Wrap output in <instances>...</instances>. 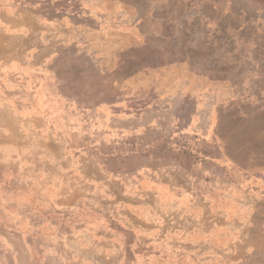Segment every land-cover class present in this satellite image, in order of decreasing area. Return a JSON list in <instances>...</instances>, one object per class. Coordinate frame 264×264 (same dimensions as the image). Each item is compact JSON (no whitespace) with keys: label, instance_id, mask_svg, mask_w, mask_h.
<instances>
[{"label":"rangeland","instance_id":"rangeland-1","mask_svg":"<svg viewBox=\"0 0 264 264\" xmlns=\"http://www.w3.org/2000/svg\"><path fill=\"white\" fill-rule=\"evenodd\" d=\"M15 1L69 19L118 3L142 34L105 75L76 34L25 19L0 35V264H50L39 239L64 264H93L75 239L88 236L165 254L173 227L206 240L192 264H264V0ZM24 61L42 74L43 116L37 88L10 74Z\"/></svg>","mask_w":264,"mask_h":264},{"label":"crops","instance_id":"crops-1","mask_svg":"<svg viewBox=\"0 0 264 264\" xmlns=\"http://www.w3.org/2000/svg\"><path fill=\"white\" fill-rule=\"evenodd\" d=\"M19 3L22 4L21 2ZM15 5V0H0V32H5V34L0 33V35L14 37L15 31H17L15 26H22V21L25 19L29 21H37L38 28L56 30L58 34H63L64 32H68V34L72 35L76 34L80 36V39L79 41L76 40L75 43L81 42L84 45L80 47V44H78V47L80 49H85L88 52L86 58H89L90 63L92 66H94V68L96 67L101 69L104 75L106 71L112 67L123 68L121 55L123 54L128 41L131 42L132 40V42L136 43V39L142 34V30L139 29L141 26L138 23V21L141 20V15L136 13L132 15L125 14L126 12L121 10L118 3L112 4V10L114 11L109 13L104 10L101 11L104 8L102 3L97 5L93 3V5H91L90 2L89 5L87 4V7H89L87 8V12L83 14L81 12L76 13V15L73 14L71 15L70 19L64 16L54 17L49 15H46L43 18H40L41 16L33 18L31 17L29 10L21 9L19 6L15 8ZM93 7L95 12H92ZM53 21L55 23H52ZM127 23L130 25L129 28H127ZM27 63L29 62L24 61L11 63L12 66L10 68V74L12 76H22L26 93L31 92L30 90L32 88H37L36 90L34 89V91L32 90V92H36V95L33 99H37L39 104L36 108L31 107L33 108L32 113H34L33 115L35 116H43L46 114V111L43 108L41 101L43 102L46 98L39 88L42 74L40 70L37 72L35 69L30 67V64ZM40 64L41 62L37 65L41 67ZM107 83H109V81ZM116 84L125 85L127 84V80L126 78H120ZM11 106L18 115H25L23 112L21 113L19 109H16L13 104ZM3 113L8 117V125L11 127L14 126L15 113ZM121 229L126 233H131L130 229L133 228L131 226H127L126 224H122ZM75 239L82 243L81 248L83 249V252L89 249H95L96 252L93 253V258L91 257L93 264H192L190 261L192 260L191 255L193 254L190 253L189 247L193 245L200 248L206 244V240L202 238L200 231L197 233H189L188 230L177 227L172 228L170 236L168 237V244L172 250L165 254L160 252L143 253L137 251H121V246L132 244L138 246L142 245L144 239H142V237L138 238L137 236H132L128 240H110L106 237L100 238L96 236H88L85 240H83V242H81L80 238ZM51 241H53L55 245L60 244V241L57 238H53ZM84 242L86 243L84 244V246H86L85 248L83 247ZM34 243L39 244V252L44 254L46 261H50V264H64V258L61 254V251L59 252V249H55L54 252L45 250V247H43V239H39L38 242ZM28 245L30 246V259L31 256H33L31 253V239H28ZM111 245L117 246L120 251L118 253H112L110 251ZM77 256L78 259L75 262L76 264L82 262V259L85 260V257H81L79 254H77ZM32 260L34 264H45V262H41L45 261V259L40 258V256L39 261L34 256Z\"/></svg>","mask_w":264,"mask_h":264}]
</instances>
